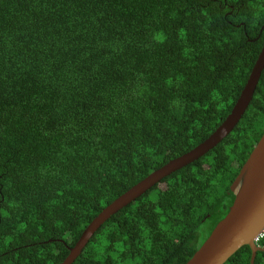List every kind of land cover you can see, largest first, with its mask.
<instances>
[{"label":"trees","instance_id":"obj_1","mask_svg":"<svg viewBox=\"0 0 264 264\" xmlns=\"http://www.w3.org/2000/svg\"><path fill=\"white\" fill-rule=\"evenodd\" d=\"M263 48L264 0H0V264H63L106 208L223 125ZM263 136L264 72L233 131L74 264H188Z\"/></svg>","mask_w":264,"mask_h":264},{"label":"water","instance_id":"obj_2","mask_svg":"<svg viewBox=\"0 0 264 264\" xmlns=\"http://www.w3.org/2000/svg\"><path fill=\"white\" fill-rule=\"evenodd\" d=\"M263 72L264 48L234 110L210 139L153 173L106 208L87 228L63 264H74L91 238L113 215L135 202L171 174L196 162L218 146L242 120L254 98ZM232 191L235 201L230 212L216 226L212 235L188 264H226L244 247L251 249V264H255L257 255L264 251L254 243L264 231V136L242 168Z\"/></svg>","mask_w":264,"mask_h":264},{"label":"built area","instance_id":"obj_3","mask_svg":"<svg viewBox=\"0 0 264 264\" xmlns=\"http://www.w3.org/2000/svg\"><path fill=\"white\" fill-rule=\"evenodd\" d=\"M264 240V231L255 239V244L259 245Z\"/></svg>","mask_w":264,"mask_h":264},{"label":"flooded vegetation","instance_id":"obj_4","mask_svg":"<svg viewBox=\"0 0 264 264\" xmlns=\"http://www.w3.org/2000/svg\"><path fill=\"white\" fill-rule=\"evenodd\" d=\"M259 247L264 249V245H262V243L259 245ZM261 253H264V251H262Z\"/></svg>","mask_w":264,"mask_h":264},{"label":"clouds","instance_id":"obj_5","mask_svg":"<svg viewBox=\"0 0 264 264\" xmlns=\"http://www.w3.org/2000/svg\"><path fill=\"white\" fill-rule=\"evenodd\" d=\"M263 241H264V240H263ZM263 241H262V242H263ZM262 242H261V243H262ZM254 243H255V242H254ZM261 243H260V244H261ZM260 244H259V245H260ZM259 245H257V246L259 247Z\"/></svg>","mask_w":264,"mask_h":264}]
</instances>
